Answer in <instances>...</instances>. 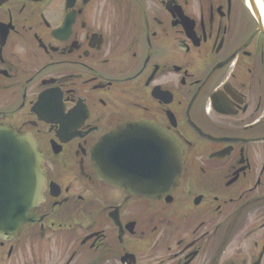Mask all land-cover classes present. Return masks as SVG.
Returning a JSON list of instances; mask_svg holds the SVG:
<instances>
[{
  "label": "flooded vegetation",
  "instance_id": "flooded-vegetation-1",
  "mask_svg": "<svg viewBox=\"0 0 264 264\" xmlns=\"http://www.w3.org/2000/svg\"><path fill=\"white\" fill-rule=\"evenodd\" d=\"M259 23L256 0H0V127L46 178L0 264H264Z\"/></svg>",
  "mask_w": 264,
  "mask_h": 264
},
{
  "label": "water",
  "instance_id": "water-1",
  "mask_svg": "<svg viewBox=\"0 0 264 264\" xmlns=\"http://www.w3.org/2000/svg\"><path fill=\"white\" fill-rule=\"evenodd\" d=\"M252 5L256 11L257 6ZM259 25L264 33V26ZM43 163L33 138L0 127V237L13 238L25 225L34 222V210L44 199ZM178 175L169 174L170 189ZM157 193L164 194V191L155 188L154 194Z\"/></svg>",
  "mask_w": 264,
  "mask_h": 264
},
{
  "label": "bare ground",
  "instance_id": "bare-ground-1",
  "mask_svg": "<svg viewBox=\"0 0 264 264\" xmlns=\"http://www.w3.org/2000/svg\"><path fill=\"white\" fill-rule=\"evenodd\" d=\"M256 1L264 23V1L263 0H256Z\"/></svg>",
  "mask_w": 264,
  "mask_h": 264
}]
</instances>
